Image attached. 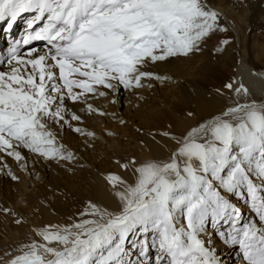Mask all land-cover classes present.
Returning a JSON list of instances; mask_svg holds the SVG:
<instances>
[{
    "label": "snow or ice",
    "instance_id": "obj_1",
    "mask_svg": "<svg viewBox=\"0 0 264 264\" xmlns=\"http://www.w3.org/2000/svg\"><path fill=\"white\" fill-rule=\"evenodd\" d=\"M24 13H34L29 29L43 26L23 44L43 40L49 47L31 48L26 58L13 46L9 70L0 71V151L17 160L15 146L46 157L59 153L47 121L64 119L65 91L76 101L96 86L115 88L113 81L139 87L152 76L142 70L150 61L187 56L225 30L205 0H0L8 28ZM235 91L250 94L243 83ZM131 165V183L106 177L117 211L90 202L92 219L46 226L37 232L45 243L24 246L9 264H133V250L145 258L136 264H152L150 250L154 264H218L200 234L221 224L228 230L220 235L238 246L243 264H264V103L230 107L177 140L167 160ZM232 197L246 200L252 217Z\"/></svg>",
    "mask_w": 264,
    "mask_h": 264
},
{
    "label": "bare ground",
    "instance_id": "obj_2",
    "mask_svg": "<svg viewBox=\"0 0 264 264\" xmlns=\"http://www.w3.org/2000/svg\"><path fill=\"white\" fill-rule=\"evenodd\" d=\"M205 3L220 14L218 22H221L231 37L234 38L233 43H228L225 46L224 53L220 55L223 67L228 69V65L225 62L227 60L232 61L231 52L233 50L238 48L240 54L238 59L233 60L234 67L231 69L230 78L226 84L223 83L222 85L224 86L219 87L218 91L211 93L187 84L189 82L185 78L186 74L178 69L180 65L179 59L173 61H150L143 67L142 70L150 72L152 75L165 76L170 73L177 76L176 78L179 80L175 83V89L179 93L178 96L180 99L183 98L189 101L188 105H183L179 102L170 104L161 101L163 108L150 113L152 117L156 115L158 118L161 117L174 121V129L168 127L166 130L169 133L168 136L143 133L139 137L140 143L134 142L133 147H119L120 150L114 147V154L118 156L109 157L110 160L104 156H100L98 153L99 149L96 148L95 144L93 145L92 141L98 142V139L104 137L105 131H114L125 135V129L119 127L115 123L114 118L119 113L117 112L120 104L119 95L120 93H127L128 87H125L124 92H122L120 91L122 85L113 81L116 85L115 88L108 89L103 86H96V92L85 93L76 101L67 97L65 91L66 103L63 102L62 112L67 116H63V120L50 119L47 121L48 129L55 135L54 145L60 150L56 156L46 157L22 146H15L16 142H13L15 150L21 153L22 159L17 160L15 156H9L7 151H0V227L7 223L5 225L6 231H16L17 234H14L12 237L9 236L8 242L0 240V264H9L11 259L22 255L27 250L24 247L26 245H30L33 242L37 244L45 243L42 237L37 235V232L46 226L58 225L64 227L81 219H92L93 217L87 214L91 211L88 207L90 202L101 208H107L109 211H117L119 200L114 195L112 185L106 179L108 174L118 175L131 183L134 180V169L131 162L136 161L133 157L141 160H167L171 153L175 151L177 140L182 136L213 116H218L228 108L239 104L241 93H236L235 89L241 83L249 88V95L252 101H255L258 105L264 103V69L259 68L252 61H248L246 51L242 49V43L247 36L246 27H242L241 25L242 23L245 26V13L241 11L239 6L222 4L218 0H205ZM33 16L34 13L21 14V18L26 17L23 20L26 30L29 28L28 23L33 19ZM231 19L235 20V22L232 23ZM7 26L8 24L6 23L4 28L6 29ZM39 27L38 22L29 32L25 33L34 32ZM6 33H10L9 36H12L13 39L14 34L10 30H7ZM48 47L46 41L37 40L36 42H32L31 40L29 44L20 46V55L26 57L28 50L31 48H36L39 52L43 53L47 51ZM8 70L9 65L7 64V60L2 61L0 71ZM148 81L149 79L145 77L141 82L146 84ZM197 81L200 82V80ZM185 84H187V87H190L192 96L185 93ZM228 84H232V88H228ZM79 91L81 90L74 89V92ZM100 92H104L105 95H100ZM136 94L137 92H134L127 97L128 99L126 98L127 100L125 101L128 104L125 105V110L126 108L131 109L132 106L134 107L138 103ZM167 104L170 106L165 108ZM89 105H91V108H89ZM149 108L145 106L144 111ZM189 113L192 115H189ZM73 115L78 116L79 119H73ZM128 121L132 122L131 120ZM143 123H146V121H143ZM71 128L79 129L77 130L79 135L74 134ZM109 139V137L105 138V140ZM83 144L85 145L82 152H80L78 147H82ZM67 150L73 153L71 155L72 158H61L68 155ZM124 153L125 155L121 156ZM75 154H80L81 157L78 158L77 163V157L74 158ZM83 161L88 164L89 169L80 167V162L82 164ZM76 164L79 165L78 168L74 167ZM122 165H129V167L125 168ZM136 165H139L137 161ZM12 169L29 171V175L34 177L38 191L36 192L32 188L30 195H24L21 187H25V180L21 178V183H14L11 178L13 174L11 172ZM18 195L27 203L25 207L20 208L16 205L15 200ZM232 200L234 203H237L238 207L243 209L244 216L248 212L249 217H252L253 214L248 210L246 200H238L235 197H232ZM12 204H14V211L11 207ZM9 207L10 209H8ZM82 213H85V215L82 216ZM32 214H35V217ZM63 217L67 218L66 222L62 220ZM28 220H30L29 223L24 224ZM222 227L224 228V225ZM2 231L0 229V237L2 236ZM223 232H225L224 229ZM216 234H218L217 230ZM207 237V233L206 235L204 233V236L200 235V238L205 241L206 247L214 250L218 264H229L221 263L220 256L218 255L220 247L226 244L223 242V237L218 235L213 238V240L219 241L220 244L208 240ZM230 244L225 245L223 251L227 249L229 261H232V256H236V254L232 253V248L235 245L232 247ZM51 246H57L56 242H52ZM137 252L139 251L133 250L134 258ZM131 256H129L130 261ZM233 258L235 259V257ZM232 263L237 264L236 261Z\"/></svg>",
    "mask_w": 264,
    "mask_h": 264
},
{
    "label": "rangeland",
    "instance_id": "obj_3",
    "mask_svg": "<svg viewBox=\"0 0 264 264\" xmlns=\"http://www.w3.org/2000/svg\"><path fill=\"white\" fill-rule=\"evenodd\" d=\"M218 1H220L222 4H230L236 7L239 6L241 8V11L245 13L246 18L244 19L246 23L245 26L242 23L241 25L242 27H246L247 36L245 37V41L242 43V49L246 51L248 61L250 62L252 61L253 63L257 64L259 68L264 69V0H218ZM231 22L234 23L235 20L231 19ZM3 23L4 21H1L0 25L1 24L3 25ZM218 24L221 28L225 29V27L221 24V22H218ZM233 39L234 38L231 37V35L226 29L223 31L217 29L213 34L210 35L209 38L205 39L200 44L198 51H193L187 56L179 55L175 57H168L165 60L168 61L171 60L173 61L175 59L180 60L179 61L180 65L178 69L182 73L186 74L185 78L188 79L189 83L187 84H189V86H195L208 93L215 92L219 90V87L224 86L222 85L223 83L226 84V82L230 78L231 69L234 67L233 60L235 61V59H238L239 57L240 52L239 49L236 48L231 52L232 61L227 60L225 62V64L228 65V69H225L223 67V62L221 61L220 55L224 53L225 46L228 43H233ZM225 40L228 41L227 44L222 43ZM176 77L177 76H174L170 73H168V75L165 76L152 75L150 77H146V79L147 78L149 79V81L146 84L144 82H141V86L139 87H136L133 84V87L127 88L128 89L126 90L127 93H123V94L120 93L119 95L120 104L118 106L119 109L117 111L119 113L115 116L114 120L119 127L125 129V135L114 131H105L104 137L98 139V142L92 141L93 145L95 144L96 148L99 149L98 153L100 156H104L105 158H108L110 160V158L115 157V155H117L114 154L115 153L114 147L117 148V150H120L119 147L120 148H124V147L128 148L129 146L133 147L134 142L140 143L139 137L143 133H151L156 136H163V133L167 132L166 130L168 127L174 129L173 120H168L166 118H161V117L158 118V116L156 115H153L152 117L150 113H153L155 110H160L163 108L161 101L170 104L177 102L183 105L189 104V101L187 99H183V98L180 99V97L178 96L179 93L175 89L176 88L175 83H177L176 81L179 79H177ZM197 80H200V82H198ZM187 84L184 85V89H186L185 93L192 96V91L189 86L187 87ZM121 88L122 89H120V91L124 92L125 86L122 85ZM134 92H137L136 95H137L138 103L135 104L134 107L132 106L131 109L126 108L125 110V105L128 104L125 100H127L128 99L127 97H129V95H132V93ZM250 102H252V98L250 95L244 96L242 93L240 94L239 104L250 103ZM64 103H66V100H64ZM145 106L146 107L148 106L150 108L144 111ZM169 106L170 105L167 104L165 108H168ZM62 115L67 116L63 112ZM128 120H131L132 122ZM143 121H146V123H143ZM61 130L63 129L61 128ZM71 130L72 132H74V134L79 135V133H77V130L75 128H71ZM107 137H109L110 139L105 140V138ZM84 145L85 144H83L82 147L81 146L78 147L80 152H82ZM67 151L68 153H71V155L73 154L70 150ZM124 155L125 153L121 154V156ZM75 157H77L76 158V163H77L78 158H81L80 154H75L74 158ZM133 158H135L138 164L146 161V160L138 159L136 157ZM76 165L74 167L78 168L79 165L78 164ZM81 166L84 169H89V166L85 161H83L82 164L80 162V167ZM74 169L76 170V168ZM11 172L13 173L11 175V178L12 181H14V183H21L20 182L21 178L25 180V184H24L25 187H21L24 191L23 192L24 195H30L32 188L36 192L38 191V188H36V182L34 181V177L29 175V171L27 170L23 171L21 169L20 170L12 169ZM13 177H15V179ZM15 201L17 203L16 205H18L20 208L25 207L27 204L24 200H22V197L20 195L16 196ZM11 207L14 211L15 210L14 204H12ZM8 209H10V207ZM32 216L35 217V214H32ZM246 217H249V213H247ZM62 220L66 222L67 218L63 217ZM29 221L30 220H28L24 224L29 223ZM6 224L7 223L3 224L0 227V229L4 231V232L2 231V236L0 237L1 238L0 240L8 242L10 237H12L14 234L15 235L17 234L16 231L15 232L9 230L6 231L7 230L5 229ZM218 228H221V226ZM221 230H223V228ZM206 233L208 236L207 237L208 240H212V242H215L216 244H220V242L217 241L216 239L213 240L215 236V234H213L214 228L209 226ZM200 235L204 236V233H201ZM218 235L220 234H216V237ZM223 242L226 243L225 240ZM229 244L230 243H226L225 245H229ZM233 246L234 245H232V247ZM236 246L237 245H235L234 248H232L233 254H236L235 252ZM223 247H220V249L218 250V255L220 256V262L233 264L232 262L233 261L235 262V259L233 258L235 257V255L232 256V261L231 260L229 261L227 249H225L226 251H223ZM133 254L131 256V260L133 261V264H136L137 261H143L145 259L139 256V252H137L135 258ZM155 255H156L155 250H150V258L152 264L155 262ZM239 262L242 263V261Z\"/></svg>",
    "mask_w": 264,
    "mask_h": 264
}]
</instances>
